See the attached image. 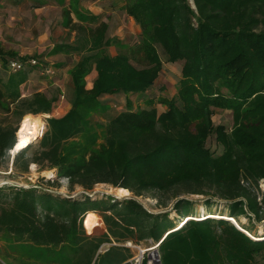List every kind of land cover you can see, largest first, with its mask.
I'll use <instances>...</instances> for the list:
<instances>
[{"label": "trees", "instance_id": "obj_1", "mask_svg": "<svg viewBox=\"0 0 264 264\" xmlns=\"http://www.w3.org/2000/svg\"><path fill=\"white\" fill-rule=\"evenodd\" d=\"M123 10L140 28L136 46L111 57L104 51L111 42L105 24L74 27L79 38L65 45L68 52L92 55L70 72L72 107L47 119L37 146L20 150L11 163L20 175L33 165L55 170L70 194L52 192L61 188L56 181H47V188L0 189V231L37 247L69 246L74 264H92L111 238L117 244L160 243L162 264H264V0H124ZM164 62L182 63L175 97L131 110L126 98L153 88ZM90 63L96 79L86 90ZM28 76H10L5 85L0 79V167L6 169L20 123L51 115L56 102L40 92L24 97ZM112 96L125 98L128 109L109 121L97 151L81 161L67 154L69 142L84 134L79 109ZM155 105L165 109L157 113ZM216 110L231 112L230 131L214 126ZM211 137L220 154L207 147ZM101 184L132 197L96 200L89 192ZM75 188L83 193L73 195ZM144 196L167 212L147 211L138 201ZM193 196L207 197L202 207L224 202L227 212L196 216ZM94 213L107 236L88 243L82 226L93 233L87 228ZM212 214L216 218H208ZM256 225L260 236L251 234ZM105 255L109 263L103 264L131 258L122 247Z\"/></svg>", "mask_w": 264, "mask_h": 264}, {"label": "rangeland", "instance_id": "obj_2", "mask_svg": "<svg viewBox=\"0 0 264 264\" xmlns=\"http://www.w3.org/2000/svg\"><path fill=\"white\" fill-rule=\"evenodd\" d=\"M56 1L58 6L48 7L34 13L5 11L2 9V1L0 2V52L7 57L12 54L11 56L25 59H38L50 71L49 75L46 76H41L38 71L28 74V81L21 88L24 97H30L32 94L40 92L48 98L53 97L56 99L51 115L27 116L19 125L20 128L24 121H30L32 119L39 120L40 136L38 140L46 131L47 119H59L70 111L73 98V85L70 72L82 58L92 55H78L68 52L69 50L65 45L72 46L76 43V39L79 38L78 31L74 27L78 29H93L97 26L96 20L92 21L91 18L89 19L87 17L92 12L81 9L78 0ZM119 17L120 20H116V24L112 25V38H109L111 42L108 45L109 48L115 49L116 54L127 52L132 47H135L140 35V28L136 24L129 26L127 19H124V17H127L126 14H124V17L123 15H119ZM107 48L104 50L106 53H108ZM159 54L164 61L160 50ZM64 55H67V57H64ZM181 67L182 63L167 64L164 62L162 71L153 88L143 95L129 96L126 98L130 103V109L133 111L146 109L148 100L150 99L156 102L159 98L172 99L175 97L181 79ZM93 68L94 64L90 63L84 78L85 88L91 83L90 77ZM19 75H11L4 70H0V79L3 85L7 83L10 76L17 78ZM155 107L157 113H161L165 109L159 105H155ZM127 109V101L121 96L118 98L113 96L104 97L98 102L88 103L82 106L79 109V113L82 118L84 134L74 141L69 142L66 153L81 161L88 153L97 151L99 145L103 142L105 128L109 121ZM3 119L5 117L0 114V120ZM212 121L214 126L221 125L227 131H230L233 124L230 111L216 110ZM38 140L32 143L34 144V148L37 146L36 143ZM207 147L216 154L221 153V149L217 147L213 137L208 140ZM18 152H11L9 167L7 169L5 166L0 167V180H9L21 186H28V189L39 187L40 185L46 187L47 181H56L61 188H50L52 192L61 194L62 196L70 194L67 191L66 180L57 178L55 170H41L33 165L25 175L17 174L14 171L9 174L12 170L11 163L13 158ZM259 188L263 194L264 183ZM126 192L125 190H118L109 185L101 184L96 185L89 193L94 195L96 200L111 198L120 201L132 197L129 192L128 194ZM82 193V189L75 188L73 195H80ZM189 199L195 202L194 211L196 216L204 213L224 214L227 212L224 202L218 201L210 206L202 207L207 197L193 196L189 197ZM138 201L147 211L153 214L167 212L159 209L156 201L149 196L139 198ZM94 214L89 217V229L86 227V221L84 223L87 230L93 233L87 234L84 226H82L83 234L86 237H90V240L87 241L88 243L89 241L104 240L105 236H107V227L100 213ZM174 214L172 212L170 218H173ZM240 224L248 226V222L244 219H240ZM251 234L257 236L262 235V227L256 225ZM111 240L112 242L110 244L103 243L100 245L92 264H95L99 256V264L109 263L105 253L111 247L128 249L131 257L136 253L135 249L126 248L124 246L126 243L117 244L114 243L112 238ZM137 245L142 248H147L152 243L148 241ZM0 264H74L73 251L69 246L57 248L37 247L25 240L17 241L5 231H0Z\"/></svg>", "mask_w": 264, "mask_h": 264}, {"label": "crops", "instance_id": "obj_3", "mask_svg": "<svg viewBox=\"0 0 264 264\" xmlns=\"http://www.w3.org/2000/svg\"><path fill=\"white\" fill-rule=\"evenodd\" d=\"M1 1H2L3 10L5 11L10 10L13 12L34 13V12H39L42 9L48 7L58 6L56 0H0V2ZM78 2L81 9H86L92 12L91 15L87 17H89V19L94 17V19L97 22V26L99 24L106 25L107 33H108L107 37L108 39L112 38L111 36L112 25L116 24V20H120L119 15H123L124 17V14H126L125 11L123 10L124 0H78ZM125 18L127 19V23L129 26L135 25L132 18H130L129 16L124 17V19ZM107 49H108V53L106 54H108L109 56L114 57L117 55L115 49L113 48L111 49L109 47ZM64 57H67V55H64ZM90 78H91V83L88 84L87 87L88 89L86 88V90H90L92 88L93 82L96 79V72L94 68L92 70Z\"/></svg>", "mask_w": 264, "mask_h": 264}, {"label": "built area", "instance_id": "obj_4", "mask_svg": "<svg viewBox=\"0 0 264 264\" xmlns=\"http://www.w3.org/2000/svg\"><path fill=\"white\" fill-rule=\"evenodd\" d=\"M0 70H4L11 75L20 73L30 74L38 71L41 76H46L49 75L50 72L48 68L44 67L38 59H25L22 57H3L1 55ZM12 171L13 170H11L9 174H11ZM262 183H264V181H262L261 184ZM9 187L17 189H28V186H21L9 180H0V189ZM124 246L126 248L135 249L136 253L133 257H131L123 264H162L159 252L160 243L152 244L150 247L147 248H142L133 243H126Z\"/></svg>", "mask_w": 264, "mask_h": 264}, {"label": "bare ground", "instance_id": "obj_5", "mask_svg": "<svg viewBox=\"0 0 264 264\" xmlns=\"http://www.w3.org/2000/svg\"><path fill=\"white\" fill-rule=\"evenodd\" d=\"M39 119V118H38ZM18 136V142L13 150V152H17L20 150H23L25 148H27L30 144H32L34 141L38 140L39 136H40V122L37 119H32L30 121H24L20 128L19 131L17 133ZM126 194H128V192H126ZM209 215V214H207ZM216 215H210L208 218L210 217H215ZM207 218V219H208ZM189 219V218H188ZM228 220L231 223L236 224V226L241 229L237 223L235 222L234 219L228 218Z\"/></svg>", "mask_w": 264, "mask_h": 264}, {"label": "water", "instance_id": "obj_6", "mask_svg": "<svg viewBox=\"0 0 264 264\" xmlns=\"http://www.w3.org/2000/svg\"><path fill=\"white\" fill-rule=\"evenodd\" d=\"M234 224V223H233ZM235 225V224H234ZM236 226V225H235Z\"/></svg>", "mask_w": 264, "mask_h": 264}]
</instances>
